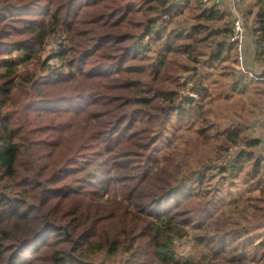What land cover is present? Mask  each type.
<instances>
[{"label":"trees","instance_id":"trees-1","mask_svg":"<svg viewBox=\"0 0 264 264\" xmlns=\"http://www.w3.org/2000/svg\"><path fill=\"white\" fill-rule=\"evenodd\" d=\"M8 1L0 264H264V141L206 108L234 51L231 26L211 25L228 12L202 0ZM248 2L264 69V0ZM15 20L21 39L3 43ZM234 78L233 89L264 84ZM187 81L197 99L185 106Z\"/></svg>","mask_w":264,"mask_h":264},{"label":"rangeland","instance_id":"rangeland-1","mask_svg":"<svg viewBox=\"0 0 264 264\" xmlns=\"http://www.w3.org/2000/svg\"><path fill=\"white\" fill-rule=\"evenodd\" d=\"M16 1L18 2V0H9L5 5H12V4L18 5ZM248 1L249 0H238L237 8L238 9L242 8L245 11L249 4ZM45 3L46 2L43 1L41 2V5L42 6L45 5ZM220 8L228 12L227 16L223 20L217 23H212L211 25L214 27L218 25H220L221 27L228 25L230 27L232 24L233 18H234V14L230 12V9L233 8L232 5L229 2L227 3L224 2L221 4ZM243 18H244V21L246 22V26L248 27L250 31L251 27L255 25L254 16L247 15L245 12H243ZM15 26L16 27L21 26V23L18 22V20L11 21L10 24H7L5 26V30L13 31L12 27H15ZM14 32L15 31H13L8 38L3 39L2 42L8 44V43H12L11 41L21 39L17 36H14L13 35ZM251 41H253V39L250 40L249 43H251ZM56 47H57L56 42L55 43L49 42L46 45L45 49L42 51V58L46 57L52 50L54 51ZM233 58L234 56L232 55V60ZM219 75L220 74L217 73L216 75L210 78V81L214 80L215 84L210 85L211 89L209 91L212 95H215L214 98L218 97V100L220 101H218V103H214L213 106H210L209 104H207L206 108L213 107V110L216 112L214 113L216 116L215 119H218L217 122L220 123L222 128L226 126H231L232 124L234 125L239 124L240 126L244 128L243 135L245 137L247 138H250V137L258 138L259 137L260 139L263 138V141H264V129L262 125L261 126L259 125L261 121L258 120V115L264 109V93H262L264 91V84L250 83L249 86L247 87L245 86L243 82V84L239 86V88L233 89L232 81L235 79L234 77H236V75L232 77H227V78L219 77ZM256 81H264V80H256ZM243 89L245 90V92L242 91ZM226 96H228L226 99H222ZM210 97L212 96L210 95ZM185 106H188V105H185ZM232 150H234V148L231 149V151ZM213 161H215V159ZM222 162H223V159L216 160L217 164H220ZM211 184L221 185V181L217 182L216 180H212ZM226 186L227 185H225V187ZM259 231L260 229L255 230V233H258ZM191 245H192L191 241H186V240L183 241L179 246V252L184 255L188 254L191 249ZM126 256L127 255L122 256L123 257L122 260H124ZM102 259L103 258L101 257L100 261H102ZM100 261L96 262L95 264H99ZM114 263L119 264L111 260H107L103 264H114Z\"/></svg>","mask_w":264,"mask_h":264},{"label":"built area","instance_id":"built-area-1","mask_svg":"<svg viewBox=\"0 0 264 264\" xmlns=\"http://www.w3.org/2000/svg\"><path fill=\"white\" fill-rule=\"evenodd\" d=\"M221 1L222 0H202L205 5H219ZM237 1L238 0H230L233 7L232 13L234 14V18L228 36L229 41L234 46V67L239 75L248 76L254 80H264V70L258 69L254 63V46L252 41L249 43V41L253 39V36L244 21L242 8H237ZM190 86L191 81H187V92H189L188 89ZM258 120L262 123L259 125L263 126L264 109L258 115Z\"/></svg>","mask_w":264,"mask_h":264},{"label":"crops","instance_id":"crops-1","mask_svg":"<svg viewBox=\"0 0 264 264\" xmlns=\"http://www.w3.org/2000/svg\"><path fill=\"white\" fill-rule=\"evenodd\" d=\"M224 2H225V3H227V2L230 3V0H222V1H221V4L224 3ZM221 4H219V7L221 6ZM230 4H231V3H230ZM230 12H232V9H230ZM232 14H233V13H232ZM232 55H233V56L235 55L234 51H233ZM254 63H255V65H256V67H257L258 69H263V68L259 67V65L257 64V61L255 60V58H254ZM227 68H233L234 71L236 72L235 75H236V76L239 75V74L237 73L235 67H234V58H233V60H232V56H231L230 58H227V59H226L221 65H220V67H219V69L217 70V72L215 73V75L218 73V74H220L219 77H224V72H225V70H226ZM263 70H264V69H263ZM263 129H264V125H263ZM262 139H263V138H262Z\"/></svg>","mask_w":264,"mask_h":264},{"label":"water","instance_id":"water-1","mask_svg":"<svg viewBox=\"0 0 264 264\" xmlns=\"http://www.w3.org/2000/svg\"><path fill=\"white\" fill-rule=\"evenodd\" d=\"M197 99V96L190 93V92H184L181 94L179 98V103L183 105L190 104L191 102L195 101ZM79 264H90L89 262H85L82 260H78Z\"/></svg>","mask_w":264,"mask_h":264}]
</instances>
